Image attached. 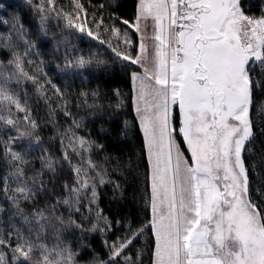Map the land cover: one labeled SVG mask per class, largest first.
<instances>
[{
    "label": "snow or ice",
    "instance_id": "6c2138e0",
    "mask_svg": "<svg viewBox=\"0 0 264 264\" xmlns=\"http://www.w3.org/2000/svg\"><path fill=\"white\" fill-rule=\"evenodd\" d=\"M25 3L40 17L44 36L49 20L56 19L58 26L64 21L61 31L68 35L56 40L57 51L64 50L57 68L70 79L85 70L103 75L117 65L125 72L128 65L139 66L140 71L131 72V80L133 104L145 137L142 151L149 163L150 192L145 203L151 218L138 229L129 223L125 235L105 240L106 259L95 254L84 259L91 251L90 233L113 231V223L102 211H93L99 209L98 189L114 184L118 190L120 185L105 179L108 170L91 159L92 152L102 151L104 145L77 136L72 129L58 132L62 159H53L47 149H41L42 168H35L30 157L42 141L40 125L31 115L27 93L18 89L31 82L38 94L46 95L40 79L47 74L40 67L43 61L38 65L28 59L36 45L28 39L22 15L0 16V24L11 25L24 47L19 51L13 33L0 41L11 55L6 63L0 61V132L4 133L0 135V199L9 205H0V264H141L139 254L133 258L125 253L148 228L155 239L153 264H264V208L251 199L250 180L257 168L264 170V155L251 166L244 155L257 136L252 118L255 95L258 90L264 92V0L259 16L248 14L244 0H137L131 24L115 13L97 19L93 12L89 20L80 0H69L68 11L58 10L57 0ZM6 7L11 5H0V11ZM106 20L111 21L107 26ZM141 22L145 36L152 32L151 49L144 37L138 49L130 38L128 27L139 33ZM89 23L95 32L87 27ZM117 23L128 27H116ZM103 33H111L117 45L102 40ZM85 35L105 46L111 60L91 52L77 55L81 50L71 37ZM26 66L40 67V71L29 75ZM52 88L66 109L71 93L55 84ZM79 95L86 104L89 93ZM90 95L94 101L102 99L99 88ZM114 95L119 100L120 90L115 89ZM87 107L103 115L99 103ZM122 107V101L115 106ZM49 114L54 116L55 111L50 109ZM64 114L71 115L66 110ZM73 125L79 129L82 122L73 120ZM127 131L125 122L123 135ZM176 135L183 137L189 155ZM73 156L79 157V165L72 163ZM111 159L105 157V162ZM62 163L69 165L73 176L71 185H62L68 196L50 206L34 207L37 197L47 193V185L58 178ZM45 175L50 176L48 181ZM25 205L33 206L30 213ZM59 207L66 208L68 215L59 213ZM93 214L96 222L90 228L75 218L87 221ZM75 232L80 233L79 241L65 243V234ZM49 237L55 240L51 247Z\"/></svg>",
    "mask_w": 264,
    "mask_h": 264
},
{
    "label": "trees",
    "instance_id": "16d2710c",
    "mask_svg": "<svg viewBox=\"0 0 264 264\" xmlns=\"http://www.w3.org/2000/svg\"><path fill=\"white\" fill-rule=\"evenodd\" d=\"M136 2L137 0H80V3L85 6L89 20H91L93 12L97 13V19L101 15L107 18L112 13H115L128 20L130 24L135 20ZM244 3L246 8H250L249 15H260L261 0H244ZM0 5H11V7H6L4 11H0V16L5 19L10 18L13 13L22 15L24 27L30 33L28 39L34 41L36 45L33 49V55L28 57V59L37 62L38 65L40 61H43L40 67L47 74L46 78L40 79V85L43 86L41 91L46 95L38 94L31 82L23 83L18 89V91L23 90L27 93V100L32 109L31 115L40 125L38 134L42 141L39 147L32 150L30 157L35 168L38 170L42 168L39 158L44 153L41 149H47L48 154L53 159H62L64 150L61 146L58 132L62 134L66 130L72 129L77 136L86 137L104 145L102 151L96 149L92 152L91 159L93 162L103 165L108 170V176L105 179H111L119 183L120 188L116 190L114 184H105L100 187L98 189L100 193L99 209L94 208L93 211L94 213L98 210L102 211L103 215L113 223V231L108 232L106 235H101L99 232L90 233L87 236V242L91 246V251L84 259L89 258L93 254L106 259L107 249L103 243L105 240L113 241L117 237L125 235L129 223H131L133 229H138L151 218L150 209L145 203V198L150 192L148 184L149 163L147 156L142 151L145 138L133 104L134 92L131 80V72L140 71V68L138 65H128V71L125 72L117 65L114 71L104 72L103 75H100L95 70H85L82 76L70 79L57 68V64H62L61 58L64 50L60 48L57 51L56 40L68 35L66 32L62 33L61 31L64 21L61 20L58 26L56 19L49 20L47 22L48 35L44 36L40 31V17L35 14L32 7L25 3V0H0ZM100 5H104V8L101 9ZM60 8L68 11L69 0H57V9L59 10ZM110 23L111 21L106 20L105 26ZM87 27L94 32L96 31L95 26L90 23ZM116 27L124 28L128 26L117 23ZM128 31L131 40L138 49L140 42L139 33L131 27H128ZM10 33H13L11 25L0 24V41L8 37ZM53 36L56 37L55 40L52 39ZM100 38L105 41H111L113 47L117 45V41L112 37L111 33H103ZM123 39L124 37L121 36V48L124 47ZM71 40L81 50L77 52V55L88 56L91 52L98 54L101 59L111 60L110 51L105 46H98L96 41L90 40L86 35L82 37L73 36ZM13 42L19 45V51H24L22 42L15 39L14 33ZM10 58V52L0 46V61L6 63ZM40 67L26 66L25 71L29 75H34L40 71ZM257 71H260V69L257 68ZM48 79L51 80V84L47 83ZM52 84H55L61 90L67 89L71 93L68 97V107L66 109L63 108L64 101L56 96ZM97 88L102 94V99L94 101L90 94ZM115 89L120 90L121 96L119 100L114 95ZM80 92L89 93L86 104L85 98L79 95ZM255 100L256 107L252 112V118L256 124L257 136L253 143L247 145V151L244 153L249 166L257 163L260 157L264 155V135H261V130L264 129V92L258 90ZM121 101L123 102V107L116 109L115 106ZM96 103L103 106V115L90 111L87 107V105ZM50 109L55 111L54 116L49 114ZM65 110L71 115L66 116L64 114ZM73 120L82 122V127L76 129L73 125ZM125 122H127V135H123ZM3 134V132H0V135ZM105 157H112V159L105 162ZM117 160H119V166H117ZM72 163L79 165V157L73 156ZM57 177L53 179L52 183L47 185L49 191L37 197L34 207L43 208L50 206L55 204L57 199H64L68 196V193L62 187L65 182L70 185L73 183V176L68 164L62 163L57 168ZM43 178L48 181L50 176L45 175ZM250 180L252 187L251 199L261 208H264V170L257 168L255 173L250 174ZM0 205L4 208L9 207L7 201L2 199H0ZM24 207L25 212L30 213L33 206L25 205ZM58 212L63 213L65 216L68 215L67 209L64 207H59ZM84 215L87 216L88 213L85 212ZM75 218L83 222L85 228H90L96 222L94 214L87 221L80 216ZM116 221H120L121 224L117 226L115 224ZM79 238V232H75L73 235L65 234L64 242L75 243L79 241ZM47 243L51 247L55 240L49 237ZM154 248V235L151 228H148L145 235L137 239L125 254L131 255L133 258L139 254L141 264H153ZM5 258L7 259V257Z\"/></svg>",
    "mask_w": 264,
    "mask_h": 264
},
{
    "label": "rangeland",
    "instance_id": "374dc122",
    "mask_svg": "<svg viewBox=\"0 0 264 264\" xmlns=\"http://www.w3.org/2000/svg\"><path fill=\"white\" fill-rule=\"evenodd\" d=\"M140 28H141V37H144V38H145L146 42H147L148 45H149V48L151 49V48H152V41H151L150 39H148V37H151L150 32H148V33H147V36H145V33H144V23H143V22H141V24H140ZM136 114H137V113H136ZM138 120H139V118H138ZM139 123H140V121H139ZM140 127H141V124H140ZM176 127H177V128L179 127L178 111H177ZM141 130H142V133H143V135H144V132H143L142 127H141ZM144 138H145V137H144ZM175 138H176L177 143L180 144L181 149L184 151V154H185L186 156L189 155L190 153H188V151H187V145H186V143L183 142V137L180 136V135H176Z\"/></svg>",
    "mask_w": 264,
    "mask_h": 264
},
{
    "label": "crops",
    "instance_id": "0c3cea01",
    "mask_svg": "<svg viewBox=\"0 0 264 264\" xmlns=\"http://www.w3.org/2000/svg\"><path fill=\"white\" fill-rule=\"evenodd\" d=\"M150 35H152V32H150ZM139 38L141 39V31L139 32ZM135 107V106H134ZM137 115V114H136ZM138 118V117H137Z\"/></svg>",
    "mask_w": 264,
    "mask_h": 264
}]
</instances>
